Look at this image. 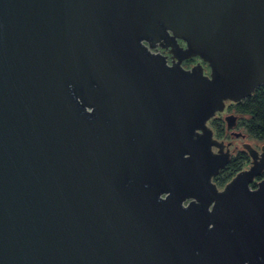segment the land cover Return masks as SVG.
Returning a JSON list of instances; mask_svg holds the SVG:
<instances>
[{
    "label": "water",
    "instance_id": "water-1",
    "mask_svg": "<svg viewBox=\"0 0 264 264\" xmlns=\"http://www.w3.org/2000/svg\"><path fill=\"white\" fill-rule=\"evenodd\" d=\"M260 85L264 0H0V264H264Z\"/></svg>",
    "mask_w": 264,
    "mask_h": 264
},
{
    "label": "trees",
    "instance_id": "trees-1",
    "mask_svg": "<svg viewBox=\"0 0 264 264\" xmlns=\"http://www.w3.org/2000/svg\"><path fill=\"white\" fill-rule=\"evenodd\" d=\"M229 108L242 114L240 125L250 137L264 141V85L256 87L251 95L242 100L230 103ZM209 123L215 136L224 139V124L219 114L212 117ZM246 158V155L243 156L242 152H237L218 172V175L213 177V181L217 185H224L243 168Z\"/></svg>",
    "mask_w": 264,
    "mask_h": 264
},
{
    "label": "flooded vegetation",
    "instance_id": "flooded-vegetation-1",
    "mask_svg": "<svg viewBox=\"0 0 264 264\" xmlns=\"http://www.w3.org/2000/svg\"><path fill=\"white\" fill-rule=\"evenodd\" d=\"M180 42L183 44V42L180 40ZM165 55H167L168 53H167V51L166 50H161ZM170 56V55H169ZM199 59L197 58V57H193V58H190V59H187V60H184L183 62H182V65L185 67V68H190L194 63H196L197 61H198ZM205 68H206V72H208L209 70H208V67L207 66H204ZM229 102L228 103H225V107H224V109L221 111V112H224V111H227L228 113H233V112H230V110L231 111H233V109H230L229 108ZM227 113V114H228ZM235 114V113H234ZM226 115V114H225ZM224 115V116H225ZM236 115V114H235ZM223 116V117H224ZM237 116V115H236ZM237 120H238V116H237ZM227 130V129H226ZM228 131V133H229V136H230V138H234L235 136H232L231 135V131L230 130H227ZM235 131H237L236 129H235ZM239 132H242V131H240L239 130ZM243 133V132H242ZM245 134V137H244V139H247V135L248 134H246V133H244ZM235 138H242V137H235ZM222 140H224V139H222ZM264 142V141H263ZM255 145L257 146V143H255ZM253 147H254V145H252ZM255 149H256V151L257 152H260L261 151V149H260V146H259V148H257V147H254ZM237 152H242V154H243V156L244 155H246V161L244 162V165H243V167L244 166H246V168H248L249 166H250V164H251V156L249 155V153H248V151H247V149L245 148V147H242V148H238V147H235L234 148V150L230 153V158L233 156V155H235ZM245 153V154H244ZM230 158H229V160H230ZM242 169H245V168H242ZM241 169V170H242ZM262 178H264V171H262L258 176H256L255 178H254V180H253V182L251 183L252 184V186H255L256 185V182L257 181H259L260 179H262Z\"/></svg>",
    "mask_w": 264,
    "mask_h": 264
},
{
    "label": "rangeland",
    "instance_id": "rangeland-1",
    "mask_svg": "<svg viewBox=\"0 0 264 264\" xmlns=\"http://www.w3.org/2000/svg\"><path fill=\"white\" fill-rule=\"evenodd\" d=\"M182 44V43H181ZM183 45H184V43H183ZM198 58V57H197ZM199 59V58H198ZM199 61V60H198ZM195 64V63H194ZM204 66H207L206 65V63H202ZM183 66V65H182ZM184 67V66H183ZM208 67V66H207ZM209 70V69H208ZM207 73H209V71L207 72ZM229 102V104L230 103H234V102H231V101H226V103H228ZM230 112H233V113H235L237 116H238V120H237V124H236V126H235V129L237 130V131H242L243 133H246L245 132V130L242 128V126L240 125V122L242 121V114H240V113H237L236 111H231L230 110ZM228 112L227 111H224V112H216L215 113V115H217V114H219V116L223 119V116L225 115V114H227ZM214 115V116H215ZM213 116V117H214ZM210 120L208 121V125H209V127H211V129L213 130V128H212V126L210 125ZM223 124H224V129H225V137H224V141H233L236 145H238V148H242L241 146H242V144L241 143H239L238 141H240V142H242V141H251V143H252V145H254V147H257V148H259V146H260V143L261 142H263V141H260V140H257V139H254V138H252V137H250L249 135H247V139H244V138H230V136H229V133H228V131L226 130V128H225V121H224V119H223ZM247 134V133H246ZM213 136L215 137V138H217L216 136H215V134H214V130H213ZM217 139H219V140H222V139H220V138H217ZM255 143H257V146L255 145ZM243 168H246V166H244ZM218 175V174H217ZM213 180V179H212ZM227 183V182H226ZM225 183V184H226ZM216 184V183H215ZM224 184V185H225ZM217 185V184H216ZM224 185H222V186H220V185H217V187L219 188V189H222L223 187H224Z\"/></svg>",
    "mask_w": 264,
    "mask_h": 264
},
{
    "label": "built area",
    "instance_id": "built-area-1",
    "mask_svg": "<svg viewBox=\"0 0 264 264\" xmlns=\"http://www.w3.org/2000/svg\"><path fill=\"white\" fill-rule=\"evenodd\" d=\"M163 48H161L160 46H156V47H154V48H149V50L152 52V53H160V54H163V55H165L161 50H162ZM163 50H166V49H163ZM167 51V63L168 64H171V55H170V53L168 52V50H166ZM170 55V56H169Z\"/></svg>",
    "mask_w": 264,
    "mask_h": 264
}]
</instances>
